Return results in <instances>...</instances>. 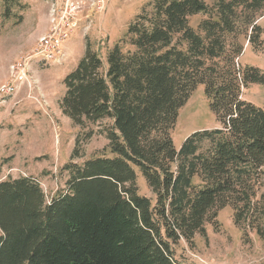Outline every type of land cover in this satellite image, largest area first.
Masks as SVG:
<instances>
[{"label":"trees","instance_id":"obj_1","mask_svg":"<svg viewBox=\"0 0 264 264\" xmlns=\"http://www.w3.org/2000/svg\"><path fill=\"white\" fill-rule=\"evenodd\" d=\"M260 16L264 0H153L106 60L88 44L61 109L80 128L111 118V154L78 163L77 139L67 189L50 200L32 176L0 180V264H188L177 245H195L228 205L264 241V108L243 98L264 72L241 65L238 40L264 52ZM200 84L221 126L177 149L180 109Z\"/></svg>","mask_w":264,"mask_h":264},{"label":"rangeland","instance_id":"obj_2","mask_svg":"<svg viewBox=\"0 0 264 264\" xmlns=\"http://www.w3.org/2000/svg\"><path fill=\"white\" fill-rule=\"evenodd\" d=\"M51 1L0 0V86L8 80L11 64L35 46L40 37L36 39L37 32L46 16L49 22ZM99 1L87 34H82L81 25L66 41L65 57L60 62L49 61L33 69L38 81L36 88L23 86L14 96L5 99L0 96V180L32 176L41 184L48 200L67 189L69 174L63 168L71 160L77 139L83 154L74 159L78 163L109 153L107 131L113 120L105 118L88 123L85 128L76 125L61 109L66 91L65 77L77 67L88 44L106 60L108 51L126 37L130 25L153 0ZM206 1L213 5L217 0ZM206 17V14L192 16L190 23L197 27ZM257 21L263 24L264 16ZM238 40L244 45L241 65L264 72V52L255 50L244 34ZM243 98L264 108V83L249 85L244 89ZM220 126L205 86L200 84L180 109L172 132L174 145L179 149L192 133ZM138 185L140 194L152 195L140 172ZM261 192H264V185ZM205 230V234L195 236V245L184 241L177 245L176 255L182 262L264 264V241L253 230L245 235L235 222L232 206L220 209L217 223H206Z\"/></svg>","mask_w":264,"mask_h":264},{"label":"built area","instance_id":"obj_3","mask_svg":"<svg viewBox=\"0 0 264 264\" xmlns=\"http://www.w3.org/2000/svg\"><path fill=\"white\" fill-rule=\"evenodd\" d=\"M99 0H53L49 5V28L28 53L13 62L8 80L0 86L3 99L14 96L23 87L36 88L34 68L49 61L60 62L65 57V44L81 25L84 33L91 27L94 8ZM202 264H209L205 260Z\"/></svg>","mask_w":264,"mask_h":264},{"label":"crops","instance_id":"obj_4","mask_svg":"<svg viewBox=\"0 0 264 264\" xmlns=\"http://www.w3.org/2000/svg\"><path fill=\"white\" fill-rule=\"evenodd\" d=\"M48 27H49V22H48V20H47V16H46L45 21L43 22V24L41 25V28H40V29L38 30V32H37L36 39H37L39 36H41V35H43L44 33H46ZM82 34L85 36L87 33H84V31H83ZM65 49H66V48H65ZM66 53H67V50H66L65 54H66Z\"/></svg>","mask_w":264,"mask_h":264}]
</instances>
